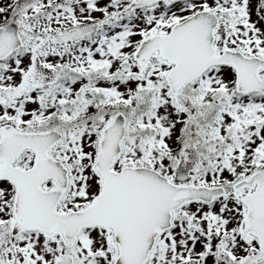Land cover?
Wrapping results in <instances>:
<instances>
[{
    "label": "snow or ice",
    "instance_id": "snow-or-ice-1",
    "mask_svg": "<svg viewBox=\"0 0 264 264\" xmlns=\"http://www.w3.org/2000/svg\"><path fill=\"white\" fill-rule=\"evenodd\" d=\"M0 264H264V0H0Z\"/></svg>",
    "mask_w": 264,
    "mask_h": 264
}]
</instances>
